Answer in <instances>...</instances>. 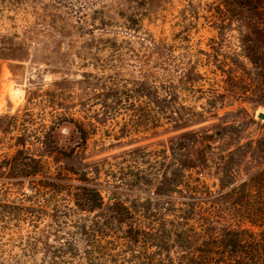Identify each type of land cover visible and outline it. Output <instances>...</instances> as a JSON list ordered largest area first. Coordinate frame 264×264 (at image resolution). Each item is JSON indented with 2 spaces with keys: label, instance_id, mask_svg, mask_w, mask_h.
Returning <instances> with one entry per match:
<instances>
[{
  "label": "rangeland",
  "instance_id": "374dc122",
  "mask_svg": "<svg viewBox=\"0 0 264 264\" xmlns=\"http://www.w3.org/2000/svg\"><path fill=\"white\" fill-rule=\"evenodd\" d=\"M237 1L0 0V264H188L248 227L234 201L264 169V0ZM63 119L89 137L71 160ZM18 155L38 173L16 174ZM71 166L102 210L45 188Z\"/></svg>",
  "mask_w": 264,
  "mask_h": 264
},
{
  "label": "trees",
  "instance_id": "16d2710c",
  "mask_svg": "<svg viewBox=\"0 0 264 264\" xmlns=\"http://www.w3.org/2000/svg\"><path fill=\"white\" fill-rule=\"evenodd\" d=\"M258 3H260L259 0H238L236 2L239 8L250 12L256 8ZM260 75L264 85V72ZM262 95L264 98V90ZM61 124L69 126L76 135L71 138L66 147L62 148L63 155L66 159L71 160L76 155L74 141L77 139L78 145H85L89 138L88 133L82 125L73 120L63 119ZM51 131L53 132V129ZM51 135L50 133L48 136ZM258 147L264 153V134L258 141ZM13 162L12 167L18 175H34L39 171L40 163L34 158L18 155L13 158ZM65 172L64 180L58 182L47 180L45 188L62 192L60 187H64L63 190L65 193L69 192L74 205L79 210L94 213L104 208V198L99 187L88 178L86 173H80L73 166L65 168ZM71 175L76 178H68ZM236 197L234 204L238 209L237 217L242 220V224H246L248 227L225 228L216 237L210 236L194 248L192 254L185 257L188 259V264H264V169L255 172L250 178V182H244ZM110 211L111 219L115 223L128 227L126 234L131 244L139 245L140 231L129 223L133 218L131 209L119 200H115ZM103 225L104 229L110 227L108 222ZM104 229L99 231L102 232ZM179 239L182 241L183 237L180 236Z\"/></svg>",
  "mask_w": 264,
  "mask_h": 264
},
{
  "label": "water",
  "instance_id": "95a60500",
  "mask_svg": "<svg viewBox=\"0 0 264 264\" xmlns=\"http://www.w3.org/2000/svg\"><path fill=\"white\" fill-rule=\"evenodd\" d=\"M264 118V114H260V119H263Z\"/></svg>",
  "mask_w": 264,
  "mask_h": 264
}]
</instances>
